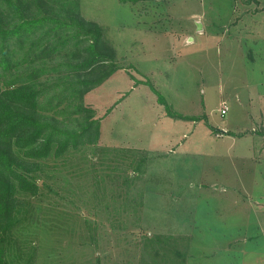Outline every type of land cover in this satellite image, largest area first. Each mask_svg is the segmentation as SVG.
Wrapping results in <instances>:
<instances>
[{
    "label": "rangeland",
    "instance_id": "1",
    "mask_svg": "<svg viewBox=\"0 0 264 264\" xmlns=\"http://www.w3.org/2000/svg\"><path fill=\"white\" fill-rule=\"evenodd\" d=\"M79 2L120 69L85 97L99 141L43 162L14 242L34 264H264V0Z\"/></svg>",
    "mask_w": 264,
    "mask_h": 264
},
{
    "label": "trees",
    "instance_id": "2",
    "mask_svg": "<svg viewBox=\"0 0 264 264\" xmlns=\"http://www.w3.org/2000/svg\"><path fill=\"white\" fill-rule=\"evenodd\" d=\"M116 55L79 0H0V264H34L36 247L13 240L29 212L21 197L41 194L35 174L48 158L99 141L85 97L120 69ZM158 100L172 117L199 118Z\"/></svg>",
    "mask_w": 264,
    "mask_h": 264
},
{
    "label": "built area",
    "instance_id": "3",
    "mask_svg": "<svg viewBox=\"0 0 264 264\" xmlns=\"http://www.w3.org/2000/svg\"><path fill=\"white\" fill-rule=\"evenodd\" d=\"M228 109H229V107H228L226 104H224V105L221 107V113H222V114H225V113L228 111Z\"/></svg>",
    "mask_w": 264,
    "mask_h": 264
},
{
    "label": "crops",
    "instance_id": "4",
    "mask_svg": "<svg viewBox=\"0 0 264 264\" xmlns=\"http://www.w3.org/2000/svg\"><path fill=\"white\" fill-rule=\"evenodd\" d=\"M230 243H232V242H230Z\"/></svg>",
    "mask_w": 264,
    "mask_h": 264
},
{
    "label": "bare ground",
    "instance_id": "5",
    "mask_svg": "<svg viewBox=\"0 0 264 264\" xmlns=\"http://www.w3.org/2000/svg\"><path fill=\"white\" fill-rule=\"evenodd\" d=\"M163 224V223H162Z\"/></svg>",
    "mask_w": 264,
    "mask_h": 264
}]
</instances>
